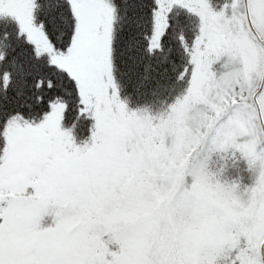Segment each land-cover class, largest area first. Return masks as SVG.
Instances as JSON below:
<instances>
[{
  "label": "snow or ice",
  "instance_id": "snow-or-ice-1",
  "mask_svg": "<svg viewBox=\"0 0 264 264\" xmlns=\"http://www.w3.org/2000/svg\"><path fill=\"white\" fill-rule=\"evenodd\" d=\"M0 264H264V0H0Z\"/></svg>",
  "mask_w": 264,
  "mask_h": 264
},
{
  "label": "rangeland",
  "instance_id": "rangeland-1",
  "mask_svg": "<svg viewBox=\"0 0 264 264\" xmlns=\"http://www.w3.org/2000/svg\"><path fill=\"white\" fill-rule=\"evenodd\" d=\"M138 167L143 171L148 170L147 162L140 161ZM220 215V209L218 206L209 204L207 207L206 215L201 218L195 211H181L180 213V225L193 237L205 243L213 242V235L215 231V220ZM127 258L131 261L139 259L138 253L134 248H130Z\"/></svg>",
  "mask_w": 264,
  "mask_h": 264
}]
</instances>
